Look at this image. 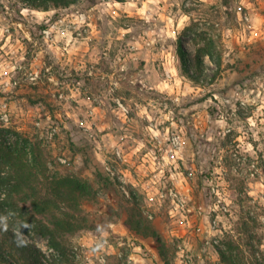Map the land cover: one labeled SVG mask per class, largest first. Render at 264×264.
Instances as JSON below:
<instances>
[{"label": "rangeland", "instance_id": "obj_1", "mask_svg": "<svg viewBox=\"0 0 264 264\" xmlns=\"http://www.w3.org/2000/svg\"><path fill=\"white\" fill-rule=\"evenodd\" d=\"M0 143L29 183L1 227L45 264H225L250 216L264 254V0H0Z\"/></svg>", "mask_w": 264, "mask_h": 264}, {"label": "trees", "instance_id": "obj_2", "mask_svg": "<svg viewBox=\"0 0 264 264\" xmlns=\"http://www.w3.org/2000/svg\"><path fill=\"white\" fill-rule=\"evenodd\" d=\"M33 2L36 6H40L47 9L49 5L55 6H68L74 3L75 0H27ZM1 144V143H0ZM3 158L9 164V170H0V185L9 186L10 189H20L21 187L29 186L28 179L25 177L26 170L18 161L12 156V153L5 151L2 153ZM64 187L68 189V194L79 192L84 193L85 188L78 183L69 185L68 183L54 184L52 183L50 191L54 193V196L59 200L68 201V198L64 196ZM10 198L7 199V202ZM74 201V198H71ZM71 202V201H70ZM6 203L5 200L0 197V204ZM10 203V201L8 202ZM42 203L50 204V200H44ZM1 221V220H0ZM58 222V223H57ZM55 223V229L45 228L46 232L50 236V245L60 253L62 260L71 262L68 259L69 249L68 247L57 240V233L61 221ZM250 223H257V219L250 216L241 223V230H239V236L237 238L233 235L227 234L226 239L222 240L219 244L215 245V248L220 256V259L225 264H264V254H257L255 244L260 240H255L254 232L249 228ZM0 222V261L9 262L11 264H45L47 256L43 251L35 244L28 242L25 238L10 230L9 227H1ZM19 229V228H18ZM163 255V254H161ZM17 261V262H16Z\"/></svg>", "mask_w": 264, "mask_h": 264}, {"label": "built area", "instance_id": "obj_3", "mask_svg": "<svg viewBox=\"0 0 264 264\" xmlns=\"http://www.w3.org/2000/svg\"><path fill=\"white\" fill-rule=\"evenodd\" d=\"M118 105H119V108H121V110L124 111V114H127V108L120 101H118ZM4 117H6V116H4ZM5 119H7V118H5ZM173 143L174 144L177 143V139L176 138H173ZM117 154L119 155V152H117Z\"/></svg>", "mask_w": 264, "mask_h": 264}]
</instances>
